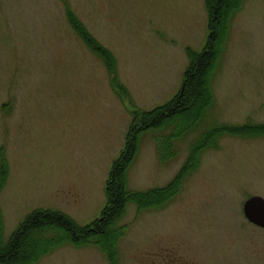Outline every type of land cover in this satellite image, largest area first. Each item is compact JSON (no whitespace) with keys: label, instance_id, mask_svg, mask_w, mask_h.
Wrapping results in <instances>:
<instances>
[{"label":"rangeland","instance_id":"374dc122","mask_svg":"<svg viewBox=\"0 0 264 264\" xmlns=\"http://www.w3.org/2000/svg\"><path fill=\"white\" fill-rule=\"evenodd\" d=\"M241 2L212 79L206 127L264 124V0ZM65 4L112 52L129 100L78 37ZM208 23L205 0H0V149L10 167L0 193L4 242L38 209L81 226L101 218L131 111L153 110L180 92L187 50H204ZM196 134L176 142L169 164L160 162L154 134L142 136L129 189L166 186ZM200 158L174 199L144 210L129 204L118 223L125 229L117 264H264V229L243 211L251 197L264 199V136H220ZM36 264L111 263L96 245L66 241Z\"/></svg>","mask_w":264,"mask_h":264},{"label":"trees","instance_id":"16d2710c","mask_svg":"<svg viewBox=\"0 0 264 264\" xmlns=\"http://www.w3.org/2000/svg\"><path fill=\"white\" fill-rule=\"evenodd\" d=\"M240 3L241 0H205L209 16L208 40L202 52L187 50L189 65L184 72L180 92L170 102L153 110L131 111L133 119L126 134L125 147L113 162L106 183L107 202L101 218L90 225L81 226L63 212L38 209L29 214L11 238L4 242V221L0 208V264H36L41 256L52 252L66 241L77 245H96L111 264H117L116 244L124 236L125 229L118 226V223L126 214L130 203L144 210L157 208L160 204L174 199L185 179L198 169L203 152L218 148L220 136H264V124L204 125L207 123L204 117L215 102L212 79L216 68L220 66L222 47L227 42V31H230L234 17L241 9ZM65 6L69 23L78 37L107 63L112 75V86L116 92L121 91V99L129 100L128 89L114 75L116 58L112 52L95 38L68 4ZM170 129L172 132L168 136L160 133ZM147 133L154 134L157 153L163 164H169L177 158L179 149L176 142H182L190 135L197 134L189 146L184 165L166 186L147 191H132L128 186V171L138 155L141 137ZM9 168L5 148L2 147L0 193L7 182Z\"/></svg>","mask_w":264,"mask_h":264},{"label":"water","instance_id":"95a60500","mask_svg":"<svg viewBox=\"0 0 264 264\" xmlns=\"http://www.w3.org/2000/svg\"><path fill=\"white\" fill-rule=\"evenodd\" d=\"M244 215L249 222L264 229V199L251 197L244 204Z\"/></svg>","mask_w":264,"mask_h":264},{"label":"flooded vegetation","instance_id":"af4514ba","mask_svg":"<svg viewBox=\"0 0 264 264\" xmlns=\"http://www.w3.org/2000/svg\"><path fill=\"white\" fill-rule=\"evenodd\" d=\"M244 211V210H243ZM245 216V215H244ZM245 219L247 220V218L245 217ZM248 221V220H247ZM249 222V221H248ZM249 223H251V222H249ZM252 224V223H251ZM254 225V224H253ZM254 226H256V225H254ZM257 227V226H256ZM258 228H260V227H258Z\"/></svg>","mask_w":264,"mask_h":264}]
</instances>
